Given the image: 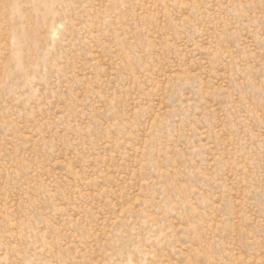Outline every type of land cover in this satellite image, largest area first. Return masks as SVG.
Masks as SVG:
<instances>
[{"label":"rangeland","instance_id":"obj_1","mask_svg":"<svg viewBox=\"0 0 264 264\" xmlns=\"http://www.w3.org/2000/svg\"><path fill=\"white\" fill-rule=\"evenodd\" d=\"M0 264H264V0H0Z\"/></svg>","mask_w":264,"mask_h":264}]
</instances>
